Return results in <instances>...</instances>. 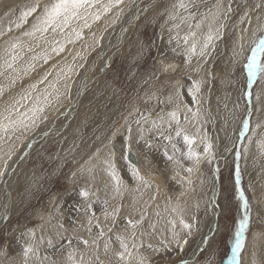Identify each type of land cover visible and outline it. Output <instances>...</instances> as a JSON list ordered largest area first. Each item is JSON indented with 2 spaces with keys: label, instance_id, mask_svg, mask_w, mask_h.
<instances>
[{
  "label": "rangeland",
  "instance_id": "obj_1",
  "mask_svg": "<svg viewBox=\"0 0 264 264\" xmlns=\"http://www.w3.org/2000/svg\"><path fill=\"white\" fill-rule=\"evenodd\" d=\"M49 2L0 0V65L9 58L12 42L19 39L23 45L16 71L0 68V112L33 84V99L45 88L52 91L50 82L64 93L46 107L35 127L0 140V264H24L28 245L35 250L28 264H68L70 252L84 264L97 254L115 264L114 256L104 254V240L111 238V246L118 248L115 235H128L127 219L141 215L139 251L149 264H264V49L257 48L264 39V0H185L187 10L174 8L179 0H121L99 20H90L82 38L65 43L59 54L50 48L54 39L63 42L61 35H23ZM36 3L37 11L22 23L21 13ZM170 14L177 19H169ZM180 16L190 18L177 29ZM209 29L214 38L206 54L189 60L183 36L195 31L202 41ZM46 51V63L33 60ZM254 53L257 68L249 77ZM33 63L37 67L25 73ZM194 82L200 85L199 103L189 91ZM22 103L30 106L32 100ZM187 109H199L198 117ZM173 111L180 128L195 139L198 162L187 156L183 136L175 135V121L168 126ZM161 118L165 123L154 127ZM129 150L138 157L142 180L131 174L135 166ZM110 152L121 180L119 195L105 163ZM82 190L89 192L87 199ZM88 203L92 207L86 211ZM115 208L120 209L115 222L106 220L105 210ZM97 221L105 231L98 249L92 244ZM170 221L181 244L187 240L183 250Z\"/></svg>",
  "mask_w": 264,
  "mask_h": 264
},
{
  "label": "snow or ice",
  "instance_id": "obj_2",
  "mask_svg": "<svg viewBox=\"0 0 264 264\" xmlns=\"http://www.w3.org/2000/svg\"><path fill=\"white\" fill-rule=\"evenodd\" d=\"M121 0H108V3H102V0H50L48 4H45L43 6L42 11L40 14L36 17L35 22L32 24L31 29L29 31H26L23 33L24 36L37 38L39 35V38H44L45 34L51 33L53 36L56 34H59L63 37V42L60 40L54 39L51 42V53L59 54L60 52L64 51L65 43H74L75 40L82 38V30L84 28H89L90 23L89 21H96L99 20L102 13H106L110 10L111 7H113L114 3L119 4ZM39 7V4H33L30 7L27 8L26 11L21 13V22H26L27 18L31 16L33 13L37 11V8ZM175 7H179L180 9L187 10L188 4L185 3V0H179L178 5H174ZM93 9H96L93 11ZM190 17L186 16H180L179 24H175L174 27L179 29L180 24L187 21ZM169 19L175 21L177 19V15L170 14ZM202 23V22H201ZM17 27H20L21 25L18 23L16 25ZM201 26L200 23L196 24V28L198 29ZM191 27V26H190ZM11 29H9L10 31ZM171 31V29L169 30ZM262 31H264V28H262ZM2 34V33H0ZM214 36L209 29V32L206 36L203 37L202 41L197 39L196 32L195 31H189L183 36L184 44L187 45V48L185 50V55L189 57V60L192 55H200L203 57L207 49L209 48V45L211 44ZM176 39L179 40V34L177 33ZM199 46V51L197 52V48ZM23 45L17 39L15 42H12L9 46V49L6 50L9 52V58L4 60L3 65H0V68H3L4 70H11L12 72L16 71L15 64L20 59V56L18 54V50L22 49ZM257 48L264 49V39H261L259 44L257 45ZM31 50V49H29ZM43 59L46 63L47 60L50 58L49 53L46 51L42 57H33V60L37 59ZM35 64H29L25 69L24 72L27 73L30 70H33L35 68ZM257 68L256 63V56L255 53L253 54L251 62L248 64L249 69V77H252L255 75V71ZM63 71V70H61ZM72 69L69 67L67 70V73H65V78H69L68 74H70ZM3 72H0V75H2ZM51 73H47L39 83H43L45 80H47V76ZM12 83H15V80H12ZM36 85L33 84L30 86L31 91L26 92L24 95L20 97V99L15 100L11 106L5 109V112H0V140H3L5 136H9L10 134L15 133L17 130L24 129L27 130L31 127H35L38 120L42 118V114L46 110L47 106H50L53 99L59 100L60 96H62L64 93L61 92V90L56 86L55 83L49 84V87L52 89V91H49L48 88H45L42 94H37L36 97L33 99L32 92L36 91ZM69 86L65 84V91H67ZM190 93L193 97L194 102L199 103V100L197 99V94L200 91V85L199 82H194V87L191 88ZM3 93V88H0V94ZM54 94V95H53ZM25 100H32L31 105H24L22 102ZM25 108L24 111H20V108ZM187 111L192 112V109H187ZM7 113V114H5ZM14 114V115H13ZM199 115V109H197L195 112H192L193 118H197ZM169 121H167L169 128L172 126V121H175L177 127L175 130L176 136H183V140L185 144L188 146L187 156L191 159L195 157L198 162V154L194 152L192 145L195 143V139L193 137H190L182 128H180V121L179 117L176 111H173L169 113ZM46 118V117H43ZM188 117L185 116V120H187ZM139 123V121H137ZM165 123L163 121V118H161V124H157L155 121L153 122L154 127H161L162 124ZM244 127L247 128L248 124L247 122L244 123ZM129 131H131L129 129ZM166 139L171 141L172 137L171 135L167 136ZM173 148L175 149L176 146L173 144ZM211 148V145L208 144L204 152L208 153ZM114 155V153H109L110 159L106 160L105 163L107 164L108 168V174L111 177V179L115 182L114 183V190L119 195L121 193V180L119 177V174L116 170V165L114 161L111 159V157ZM167 155V153H165ZM10 158V157H9ZM169 160H174V156L169 155ZM131 174L134 178L138 180H142L139 174V170L135 167H132L130 169ZM191 171V169H189ZM3 175V172L0 171V176ZM239 180V172H237V181ZM80 195L87 199L89 197V192L86 190H82L80 192ZM241 199H243V195H241ZM107 201H105V204ZM92 207L91 203H88L85 205V210L87 211ZM245 209H247V204H245ZM120 209L115 208L109 213L107 210H105L104 215L105 219L107 220L109 217L115 222V219L119 213ZM173 211H176V209H173ZM159 215V213H157ZM94 217V213H93ZM93 217H90L88 220L89 225L92 224ZM7 219V216L4 217ZM143 221V215L140 216L139 219H132L128 218L126 221V226L124 231L128 233V235L123 234H116L115 240L118 243V248H113L111 246V238L104 240L103 243V250L104 254L114 256L115 264H149V261L140 253L139 249L143 247L142 241L138 242L139 237L137 235V229L138 226L141 225ZM247 222V213H245V218L241 220L240 224V230L237 232V236L239 237L240 233L243 231L244 226ZM171 224H173V237L176 238V243L178 247L183 250V244H187V240L185 239L183 241V244H181L180 239L177 238L178 234L175 232L174 225L175 221H170ZM181 225L184 228L191 229L192 225L185 223L183 219L180 220ZM96 226L99 228V231L97 233V236L95 239H93L92 244L97 246V249L99 248L98 241L105 237V231L104 228L99 225V222L97 221ZM154 227V226H153ZM89 231H91V227L89 228ZM112 228H108V232H111ZM30 235L34 236V233H30ZM141 236L143 233L140 234ZM51 243V241H49ZM83 243L85 245H88V241L84 240ZM149 248L152 247V245H148ZM236 250H239L240 248V241L237 240L236 243ZM35 254V250L31 245H28L24 247L23 249V256H24V264H28V256L29 254ZM3 254V253H0ZM235 258V254L234 257ZM68 264H84L83 259L76 261L74 259L73 253L68 254ZM89 264H110V262H106L100 259V256L97 254L95 261H90ZM180 264H187V261L182 260Z\"/></svg>",
  "mask_w": 264,
  "mask_h": 264
},
{
  "label": "bare ground",
  "instance_id": "obj_3",
  "mask_svg": "<svg viewBox=\"0 0 264 264\" xmlns=\"http://www.w3.org/2000/svg\"><path fill=\"white\" fill-rule=\"evenodd\" d=\"M41 3V2H40ZM13 9V8H12ZM18 10V9H17ZM9 14V13H8ZM24 23V22H23ZM28 23V22H27ZM32 23V22H31ZM12 24V23H11ZM27 25V24H26ZM30 30V29H29ZM39 51V50H38ZM3 54V53H2ZM17 65V64H16ZM45 65V64H44ZM37 67V66H36ZM34 78V77H33ZM24 94V93H23ZM35 97V96H34ZM189 99V98H188ZM256 138V137H255ZM260 153V152H259ZM212 160V159H211ZM140 166V165H139ZM136 167V166H135ZM190 167H192V166H190ZM122 171V170H121ZM217 179H218V175H216L215 176V179L214 180H216L217 181ZM125 184V183H124ZM218 184V183H217ZM21 185V184H20ZM216 187V186H215ZM216 190V189H215ZM227 193V192H226ZM217 190L215 191V193L213 194V201L215 202V200H216V196H217ZM96 201V200H95ZM197 215V214H196ZM264 215V214H263ZM263 219H262V217H258V226H260V225H262V221ZM210 230V229H209ZM205 236V235H204ZM46 249H48V248H46ZM16 251V250H15ZM236 256H238L237 254H236ZM54 259V258H53ZM52 259V260H53ZM234 261V260H233ZM231 264H235V263H231Z\"/></svg>",
  "mask_w": 264,
  "mask_h": 264
},
{
  "label": "water",
  "instance_id": "obj_4",
  "mask_svg": "<svg viewBox=\"0 0 264 264\" xmlns=\"http://www.w3.org/2000/svg\"><path fill=\"white\" fill-rule=\"evenodd\" d=\"M128 160L134 165L137 167V169L139 171H141V168L138 164V157L136 156V154L132 151V150H129L128 151Z\"/></svg>",
  "mask_w": 264,
  "mask_h": 264
}]
</instances>
